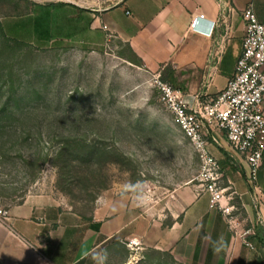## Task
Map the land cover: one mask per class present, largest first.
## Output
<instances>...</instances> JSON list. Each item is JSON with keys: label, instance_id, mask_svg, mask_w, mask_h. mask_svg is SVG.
I'll use <instances>...</instances> for the list:
<instances>
[{"label": "rangeland", "instance_id": "1", "mask_svg": "<svg viewBox=\"0 0 264 264\" xmlns=\"http://www.w3.org/2000/svg\"><path fill=\"white\" fill-rule=\"evenodd\" d=\"M115 2L0 0V207L36 197L92 217L104 194L152 189L160 198L197 179L199 158L161 99L157 72L93 22L88 8ZM48 3L80 9L54 7L49 41L12 31ZM143 254L139 264H178L167 252Z\"/></svg>", "mask_w": 264, "mask_h": 264}, {"label": "crops", "instance_id": "2", "mask_svg": "<svg viewBox=\"0 0 264 264\" xmlns=\"http://www.w3.org/2000/svg\"><path fill=\"white\" fill-rule=\"evenodd\" d=\"M249 4L264 23V0H117L88 10L97 12L94 23L127 42L149 71L181 88L194 105L197 97L220 92L233 76L242 51V12ZM223 9L225 24L209 36ZM200 14L199 30H192ZM209 140L230 196L222 205L231 207L230 214L210 207L198 178L160 198L152 189L142 197L134 191L104 194L92 217L27 197L0 220V264H139L149 248L167 252L178 264H264V203L255 204L247 163L223 131L210 130ZM258 183L264 191V160ZM251 226L255 249L241 238Z\"/></svg>", "mask_w": 264, "mask_h": 264}, {"label": "built area", "instance_id": "3", "mask_svg": "<svg viewBox=\"0 0 264 264\" xmlns=\"http://www.w3.org/2000/svg\"><path fill=\"white\" fill-rule=\"evenodd\" d=\"M225 2V0H219ZM219 22H213L206 33L213 35L215 28L225 24L222 10ZM244 34L242 51L238 56L233 76L215 95L197 97L192 105L187 95L158 74L156 85L166 108L173 115L178 127L190 140L200 161L198 180L210 197V207L219 206L230 214V206L222 201L229 199L221 186L222 168L210 150L209 131L221 130L232 150L242 155L247 163V181L254 195L255 204L264 203V191L258 183V172L264 160V23L260 22L249 4L242 12ZM202 14L191 22L192 30H199ZM105 28L107 26L104 25ZM201 31V30H200ZM9 218V211L0 207V220ZM254 227L245 229L241 238L246 246L255 249Z\"/></svg>", "mask_w": 264, "mask_h": 264}, {"label": "trees", "instance_id": "4", "mask_svg": "<svg viewBox=\"0 0 264 264\" xmlns=\"http://www.w3.org/2000/svg\"><path fill=\"white\" fill-rule=\"evenodd\" d=\"M62 6L70 7V8L75 7L77 10L80 9L69 3L68 4L48 3L44 5L43 7L40 5L39 12L36 15L19 22L18 24L12 27V31L17 32V33L18 32H28L29 34L33 35V37L37 38L38 40L49 41L52 35L51 32H52V23H53V16H54L53 9L54 7L61 8ZM90 21L91 20H89L87 23H89Z\"/></svg>", "mask_w": 264, "mask_h": 264}]
</instances>
